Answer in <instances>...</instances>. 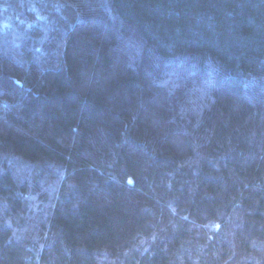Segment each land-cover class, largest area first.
<instances>
[{
    "label": "trees",
    "instance_id": "obj_1",
    "mask_svg": "<svg viewBox=\"0 0 264 264\" xmlns=\"http://www.w3.org/2000/svg\"><path fill=\"white\" fill-rule=\"evenodd\" d=\"M0 264H264V0H0Z\"/></svg>",
    "mask_w": 264,
    "mask_h": 264
}]
</instances>
